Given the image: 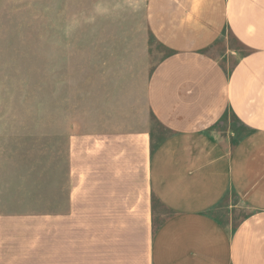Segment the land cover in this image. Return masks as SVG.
I'll return each mask as SVG.
<instances>
[{
	"label": "crops",
	"instance_id": "1",
	"mask_svg": "<svg viewBox=\"0 0 264 264\" xmlns=\"http://www.w3.org/2000/svg\"><path fill=\"white\" fill-rule=\"evenodd\" d=\"M93 2L86 25L119 30L86 40L104 49L76 95L65 195L0 216V264H264V0ZM226 34L239 48L213 56ZM230 195L235 226L214 214Z\"/></svg>",
	"mask_w": 264,
	"mask_h": 264
},
{
	"label": "rangeland",
	"instance_id": "2",
	"mask_svg": "<svg viewBox=\"0 0 264 264\" xmlns=\"http://www.w3.org/2000/svg\"><path fill=\"white\" fill-rule=\"evenodd\" d=\"M93 3L0 0V216L54 211L57 198L65 195L66 143L78 111L76 95L88 68L101 61L89 59L88 52L104 49L102 43L86 40L119 30L86 25L83 17ZM150 45L152 63L167 54L161 46ZM236 48L226 34L209 53L221 57ZM151 125L159 141L169 135ZM224 127L215 128L223 133ZM214 214L235 226L247 211L230 195ZM167 215L160 208L161 218Z\"/></svg>",
	"mask_w": 264,
	"mask_h": 264
}]
</instances>
